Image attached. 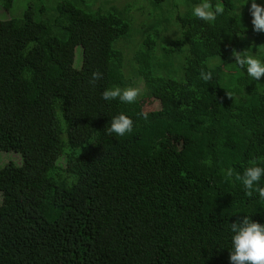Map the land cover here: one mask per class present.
<instances>
[{
	"label": "trees",
	"instance_id": "obj_1",
	"mask_svg": "<svg viewBox=\"0 0 264 264\" xmlns=\"http://www.w3.org/2000/svg\"><path fill=\"white\" fill-rule=\"evenodd\" d=\"M95 2L40 0L0 20V152L22 160L0 168V264H230V223L264 224V199L235 179L264 167V78L231 57L264 62L251 0H210L225 9L211 23L193 15L203 0ZM132 9L157 14L138 26ZM136 80L159 101L147 120L139 98H101ZM119 114L133 131L106 134Z\"/></svg>",
	"mask_w": 264,
	"mask_h": 264
},
{
	"label": "clouds",
	"instance_id": "obj_2",
	"mask_svg": "<svg viewBox=\"0 0 264 264\" xmlns=\"http://www.w3.org/2000/svg\"><path fill=\"white\" fill-rule=\"evenodd\" d=\"M248 0H245L246 4ZM243 4V5H244ZM241 5L239 7V15H241ZM225 11L222 3L213 4L210 0H203L202 3L194 6L193 15L199 20L205 22H213L218 15ZM252 19V30L258 33H264V5L258 4L256 0H251L248 9ZM243 38V35L241 36ZM231 57L234 59L237 66L246 68L248 76L255 81H260L264 78V62L254 55L249 54L246 50L237 51L232 49ZM103 79V73L95 70L91 73L88 83L92 86ZM200 79L204 82L212 80L211 71H200ZM142 94V89L139 87L121 88L115 86L105 89L101 93V98L105 101L118 99L121 103H135L137 98ZM227 95V94H226ZM140 117L147 120L148 113H139ZM105 133L111 135L115 133L117 136L123 137L127 133L133 131V120L125 114L114 116ZM248 167L243 171V174H235V179L241 181L245 189V195L251 197L253 191L259 194L261 199H264V186H259L261 177L264 176V167L257 166V160L249 161ZM234 169L229 168L226 172L228 177H232ZM231 236V251L229 252L230 264H264V224L254 222L249 216L244 215L243 218H238L230 223Z\"/></svg>",
	"mask_w": 264,
	"mask_h": 264
},
{
	"label": "rangeland",
	"instance_id": "obj_3",
	"mask_svg": "<svg viewBox=\"0 0 264 264\" xmlns=\"http://www.w3.org/2000/svg\"><path fill=\"white\" fill-rule=\"evenodd\" d=\"M19 1L22 2V5L19 3ZM133 0H116L114 5H117L118 8L123 7L125 4L128 2H131ZM40 0H15L13 8L7 12L5 11L1 6H0V20H7L10 18H16L19 17L20 14L22 13V10L25 8L26 4L32 3L33 5H38ZM102 0H96L94 3V8H97L102 5ZM154 13L151 14L149 9H145L142 12L136 11L135 9H132L130 14H134V21L135 23L139 26L143 24L144 22H148L150 19H153V17H156L157 12L153 11ZM137 49V48H136ZM134 47V50H136ZM75 54L80 55V49L77 48ZM125 54L127 51L124 49ZM127 57V54H126ZM81 58V56H80ZM79 58L77 57L76 61H78ZM81 62L74 64V66L79 69L81 67ZM133 87H139L142 89V92L144 91V84L140 80L134 81ZM138 104L140 109L143 112H149V111H155L159 108V101L156 99H149V98H143V97H138ZM174 145V144H173ZM12 162L16 165H20L22 160L21 157L15 153L12 152H0V168L4 166V164ZM0 201H1V196H0Z\"/></svg>",
	"mask_w": 264,
	"mask_h": 264
}]
</instances>
